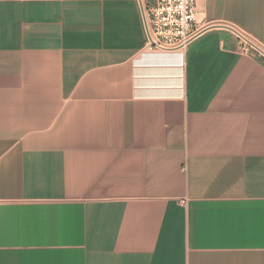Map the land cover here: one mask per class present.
Listing matches in <instances>:
<instances>
[{"label":"crops","instance_id":"1","mask_svg":"<svg viewBox=\"0 0 264 264\" xmlns=\"http://www.w3.org/2000/svg\"><path fill=\"white\" fill-rule=\"evenodd\" d=\"M149 51L137 0H0V264H264V0H196Z\"/></svg>","mask_w":264,"mask_h":264},{"label":"built area","instance_id":"2","mask_svg":"<svg viewBox=\"0 0 264 264\" xmlns=\"http://www.w3.org/2000/svg\"><path fill=\"white\" fill-rule=\"evenodd\" d=\"M147 33L149 51L186 49L213 25H199L196 0H137ZM238 40L242 55L264 60V44L236 25L222 24Z\"/></svg>","mask_w":264,"mask_h":264}]
</instances>
